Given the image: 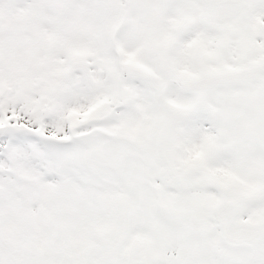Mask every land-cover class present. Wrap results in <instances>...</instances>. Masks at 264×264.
<instances>
[{
  "label": "snow or ice",
  "instance_id": "6c2138e0",
  "mask_svg": "<svg viewBox=\"0 0 264 264\" xmlns=\"http://www.w3.org/2000/svg\"><path fill=\"white\" fill-rule=\"evenodd\" d=\"M0 264H264V0H0Z\"/></svg>",
  "mask_w": 264,
  "mask_h": 264
}]
</instances>
